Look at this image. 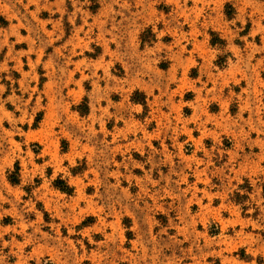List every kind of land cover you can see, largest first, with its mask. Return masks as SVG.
<instances>
[{
    "label": "rangeland",
    "instance_id": "374dc122",
    "mask_svg": "<svg viewBox=\"0 0 264 264\" xmlns=\"http://www.w3.org/2000/svg\"><path fill=\"white\" fill-rule=\"evenodd\" d=\"M0 264H264V0H0Z\"/></svg>",
    "mask_w": 264,
    "mask_h": 264
},
{
    "label": "trees",
    "instance_id": "16d2710c",
    "mask_svg": "<svg viewBox=\"0 0 264 264\" xmlns=\"http://www.w3.org/2000/svg\"><path fill=\"white\" fill-rule=\"evenodd\" d=\"M133 99H135V100H137V101H140V100H138L136 97L133 98ZM141 101L144 102L143 99H142ZM87 109H88V106H87V104H86V110H81V112H82V113H85V112L87 111ZM17 169H18V166H17ZM9 178H10V180H11L12 182H17V181L19 180V178L17 177L16 173H15V174H14V173L11 174V175L9 176ZM55 185H56L57 187H59L61 190L66 191V192H70V190H71V187H70L65 181H63V180H61V179L56 180V181H55Z\"/></svg>",
    "mask_w": 264,
    "mask_h": 264
}]
</instances>
